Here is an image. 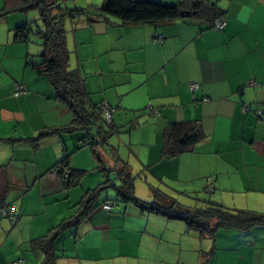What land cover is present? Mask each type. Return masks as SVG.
<instances>
[{"label":"crops","instance_id":"obj_1","mask_svg":"<svg viewBox=\"0 0 264 264\" xmlns=\"http://www.w3.org/2000/svg\"><path fill=\"white\" fill-rule=\"evenodd\" d=\"M152 1L174 5L183 0ZM208 1L225 22L220 31L190 17L160 24L128 25L113 18L82 22L72 31L71 42L66 31L69 69L83 70L90 103L110 105L113 115L130 107H124L126 95H143L138 113L155 122L150 132L143 128L145 161L141 153L133 160L146 175L150 192L141 197L135 187L139 200L151 201L153 187L170 196L193 191L189 205L193 200L203 205L205 182L212 177L215 190L209 202L264 214V0ZM80 4L100 6L92 0ZM3 7L0 0V10ZM17 21L10 15L0 19V191L6 188V204L16 217L13 222L9 207L0 214V264H41L43 253L30 250L29 243L71 216L83 194L102 183L105 173L89 150L77 152L79 133L56 135L37 145L27 141L44 128L70 125L73 115L54 98L48 79L26 66L40 60L30 58L29 44L14 41ZM85 33L93 39L87 40ZM111 69L125 70L126 76L104 83L100 72ZM192 82L200 86L195 92L188 87ZM17 85L24 93L14 96ZM112 86V94H100ZM146 105L159 109L160 115L146 114ZM174 124H196L202 140L175 158H165L163 135ZM7 139L13 143L3 141ZM67 153L72 154L69 169L93 175L68 191L52 173ZM108 156L103 168L112 170L114 161ZM120 159L135 175L131 157ZM108 192L75 229L56 240L54 264H264V227L220 230L213 240L200 241L182 222L114 202V191ZM107 202L113 203L108 212L102 208Z\"/></svg>","mask_w":264,"mask_h":264},{"label":"trees","instance_id":"obj_2","mask_svg":"<svg viewBox=\"0 0 264 264\" xmlns=\"http://www.w3.org/2000/svg\"><path fill=\"white\" fill-rule=\"evenodd\" d=\"M3 2L4 7L0 10V19L13 13L26 14L30 11L37 13L42 29L32 33L28 25L17 27L14 29V41L28 44L30 35L33 34L41 42L42 52L38 56L40 61L38 63L27 62L26 66L33 69L38 76L48 79L54 98L73 115L70 125L60 128H44L37 133L35 138L27 141L37 145L39 141L56 135L82 132L85 136L80 135L82 137L78 141L76 150L89 147L94 160L100 164L97 148L107 147L109 138L118 134L120 127H114L111 120L110 122L104 120L101 116V108L104 103H90L80 73L77 70L69 69L70 53L66 43V20L84 16L88 25L100 18L105 20L113 18L128 25L160 24L182 20L185 17L180 16L181 12H188L190 18L206 20L212 28L214 21L221 19L219 10L208 0H183L174 5H166L152 0H103L99 8L89 7L86 10L68 9L58 0H3ZM106 105L114 110L110 105ZM93 132H95L94 135ZM163 139L162 156L175 158L201 141L202 134L196 124H174L166 130ZM3 141L13 143L9 139ZM108 154L114 161L115 166L112 170H105L102 164L97 167L98 170L105 173L104 181L83 194L74 206V213L71 216L61 220L46 235L29 243L30 250L43 253L44 259L41 264L55 263L56 240L66 231L75 229L96 208L98 198L109 190L115 193L114 202L133 205L149 215L182 222L187 233L195 234L200 241L213 240L220 230L248 232L254 228L264 227V214L228 209L205 199L202 200L203 205H198L199 200H193V206H184L172 196L153 187L150 188L151 201L139 200L135 195V181L140 176L133 175L130 166L119 158L116 150L109 149ZM71 156L70 153L64 154L53 169L60 179L62 189L67 191L77 188L87 174V171L69 169ZM3 169L4 167H0V171ZM111 174L115 175V180L119 182L118 185L114 183L115 180L109 179ZM209 178L213 181L211 192H208L206 187ZM209 178L206 179L204 187V193L207 195L212 194L215 190L214 179ZM5 194L6 188L0 191V214L10 206L6 204ZM106 204L110 206V209L113 206L112 202H107L103 206ZM9 211L11 220L15 222L14 209L9 207ZM11 212L13 216H11ZM213 253L212 249L207 256Z\"/></svg>","mask_w":264,"mask_h":264},{"label":"rangeland","instance_id":"obj_3","mask_svg":"<svg viewBox=\"0 0 264 264\" xmlns=\"http://www.w3.org/2000/svg\"><path fill=\"white\" fill-rule=\"evenodd\" d=\"M58 1L62 2L65 6L67 5L66 7H68L69 9H84V10L87 9L86 8L87 4L84 5V6H82V4L78 5L80 0H69V1L68 0H58ZM92 1L93 2L94 1L97 2L98 5L101 6L103 0H92ZM10 17L12 19L14 18V19L18 20L16 22V25H17L16 27H22V26H27L28 25V27L32 31V33H34L36 30H41L42 29V26H41L40 22L38 21V15L34 11L27 12L26 14L13 13V14H10ZM85 21H86V18L84 16L83 17L81 16V17H79L77 19H72V20L67 19L66 20V26L65 27H68V28H65V29L68 32V37L70 38V42H71L72 31L73 30H78L79 26H82L81 25L82 22H85ZM77 32L78 31H76L75 33H77ZM81 32H83V31L81 30ZM83 36H85V38L87 40H89V41L91 39H93V36H92L91 33H85V34H83ZM28 44H29L28 45L29 46V53L31 55L30 58L31 59L32 58H38V56L42 52L41 42L33 34H31ZM85 64H87V62ZM81 65H82V63H81ZM104 65H105V63L103 64V66ZM69 68L73 69V68H71V66H69ZM74 70H78L77 67H75ZM82 72H83V70L82 71L80 70L81 74H83ZM102 73H103L102 80L104 81V83H106V81H107L108 84L111 83V81H113V80H117V79H119L121 77H125L126 76V75H124L126 73L125 70L111 69V71L110 70H104L103 72H100V74H102ZM92 78L93 77H91L90 79H92ZM115 90H116V88L114 86H112L110 88H107L106 90H104L100 94H102V93L112 94ZM94 96H97V95H94ZM133 96L132 97L127 96V95L125 96L126 98H125L124 103L126 105H128V106H124V107H129V105H130L129 108L120 109V110H118L116 115H112L113 116V119H112L113 122L117 125V127H121V128H119V133L115 134V135H113V136H111L109 138V141H108V146L109 147L107 146V147H104V148H101V147L97 148L98 156H99L100 162L103 165V167H106V162H105L106 159L104 158V156H108L109 155L108 154L109 149L116 150L117 155L119 156V158L121 156H123V157H127V156L131 157L130 161H132V163H133L135 155H138V153H141L142 157H143L142 159L145 161L144 158L146 157L147 147L142 146L140 144V141L143 140L146 137V132L143 130V128L144 127H148V130H149L148 132H150L151 131V124H153L155 122V119L151 118V117H148L145 114L143 115L142 112L138 113V111H139V109L141 107V104H142L143 95H141L142 99H139L137 96H134V97ZM147 106L148 105L144 106V107H146V109H144L146 114H147V111H148ZM113 109L115 110V108H113ZM120 120H121V122H120V124H118ZM130 130L133 132L132 133L133 145H130V133H129ZM78 133H79V135L85 136V135L82 134V132H78ZM92 134L94 135L95 132H93ZM135 143H137V144L135 145ZM83 149H85V151L89 150L90 154H91V149L89 147H84L81 150H83ZM103 151H105V152H103ZM77 152H80V150H78ZM105 154H108V155H105ZM108 157H109V159L111 158L110 155ZM135 163L132 164L133 168H134L133 169L134 174L140 176L135 181V187L137 189L136 194L137 195H142L141 197H145L144 195H147V194L149 195L150 194L149 188H148V183H147V180L145 179L146 175L144 176L143 174H141L139 172V171H141V169L138 168L137 164H135ZM97 165H99V162L96 161V166ZM84 166L87 167V170L88 169H94L91 164L90 165L89 164H84ZM136 170H137V172H135ZM90 172H89V174L87 172V174L83 177V179L86 178L85 179L86 182L89 179L90 180L93 179V175ZM94 172L96 173V171H94ZM93 187H95V186H93ZM179 191H181V190H179ZM162 192L166 194L165 191H162ZM200 193L198 192V194H200ZM108 194H111V191L108 192ZM194 194L195 193L193 191H187L185 193H180V194L174 193V196H172V197L175 198L178 201V203H180V204H182L184 206H188L189 205L188 202L191 201L190 198H193L192 195H194ZM104 195H105V193H104ZM104 195H101V196H103L102 198L105 197ZM167 195H169V194H167ZM203 198L208 200V201H212V197L209 196V195H205V196H203ZM71 240L73 241V238H71Z\"/></svg>","mask_w":264,"mask_h":264},{"label":"built area","instance_id":"obj_4","mask_svg":"<svg viewBox=\"0 0 264 264\" xmlns=\"http://www.w3.org/2000/svg\"><path fill=\"white\" fill-rule=\"evenodd\" d=\"M224 26H225V22L223 20H216V21H214L212 28L216 31H220L224 28ZM155 40L160 42L162 39H161V37H157V38H155ZM247 85L250 87L257 86V84L255 82H249ZM188 87H189L191 92H195L199 89L200 86H199V84L192 82V83H189ZM23 93H24L23 87L17 85L15 88L14 96H18V95H21ZM147 109H148L147 114L150 116H159L160 115L161 111L159 109H154L151 105H148ZM113 112H114V110H112L106 104H104L101 108V116L107 122H110ZM243 112H250V110L248 108H243ZM254 114L256 116H260L261 112L255 111ZM52 173L56 174L55 171H53ZM206 187H207L208 192H211L213 190L212 179L209 178L207 180V186ZM103 209L108 211L110 209V206L108 204H106L105 206H103ZM12 212H13V210H12ZM12 212H11V216H13Z\"/></svg>","mask_w":264,"mask_h":264},{"label":"water","instance_id":"obj_5","mask_svg":"<svg viewBox=\"0 0 264 264\" xmlns=\"http://www.w3.org/2000/svg\"><path fill=\"white\" fill-rule=\"evenodd\" d=\"M180 16H181V17H185V18H187V17L190 16V14H189L188 12H186V13L181 12Z\"/></svg>","mask_w":264,"mask_h":264}]
</instances>
